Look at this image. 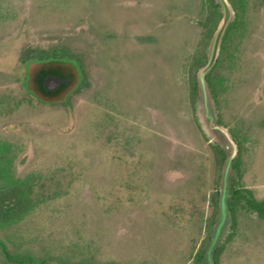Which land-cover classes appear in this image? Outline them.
Here are the masks:
<instances>
[{
	"label": "rangeland",
	"instance_id": "rangeland-1",
	"mask_svg": "<svg viewBox=\"0 0 264 264\" xmlns=\"http://www.w3.org/2000/svg\"><path fill=\"white\" fill-rule=\"evenodd\" d=\"M228 1L206 97L213 0H0V241L32 261L0 264H264V215L225 187L236 156L264 200V0ZM54 48L84 66L69 107L22 86Z\"/></svg>",
	"mask_w": 264,
	"mask_h": 264
},
{
	"label": "trees",
	"instance_id": "trees-1",
	"mask_svg": "<svg viewBox=\"0 0 264 264\" xmlns=\"http://www.w3.org/2000/svg\"><path fill=\"white\" fill-rule=\"evenodd\" d=\"M213 6L218 13V19H223L224 14L222 10V4L217 0H213ZM235 22H230L227 31L223 37V41L227 37V35L234 28ZM36 56L32 59L28 60L26 66L25 77L22 82L23 88L33 93L40 102L45 104H62L67 107L70 106V97L72 95V88L77 85L79 82L80 76L85 75L84 66L82 60L79 56L74 54L72 51L66 48H54L51 51L45 54H39V52L34 53ZM59 75L63 78H69L71 85L65 84L66 88L62 90H58L56 92H48L44 89V80L49 75ZM207 87L209 89V93L214 97L215 95V86L214 81L209 72L206 75ZM69 85V86H68ZM193 93L201 92L200 81H195L193 85ZM218 153L222 156L221 159L226 161V148L222 146L215 147ZM228 156V155H227ZM232 170L230 172L228 183H229V191H230V199L228 200V206L232 213L235 212V205L237 203H241L244 206L259 212L261 215H264V200L259 201L252 191L248 188L241 186L240 183V159L239 157H235L232 161ZM1 247L4 250V253L9 254L11 259L14 258L5 248V245L2 241H0ZM219 252V248L216 249L215 255V264H219L217 259V253ZM203 252H200L196 259L198 262H201L203 258ZM19 262L32 263V261L27 260L25 257H21L17 259ZM42 264H49L47 260H42Z\"/></svg>",
	"mask_w": 264,
	"mask_h": 264
},
{
	"label": "water",
	"instance_id": "water-1",
	"mask_svg": "<svg viewBox=\"0 0 264 264\" xmlns=\"http://www.w3.org/2000/svg\"><path fill=\"white\" fill-rule=\"evenodd\" d=\"M218 1L222 4L223 11H224V19H223L221 27L219 28V30L216 34V37H215L210 62L208 64V66L205 68V70L202 72L201 78L199 80L200 86H201V94L205 95L206 97L207 96L211 97V95L209 93V89L207 87L206 75L209 73L210 69L212 68V66L214 65V63L218 57L221 42L223 40V37H224V35L227 31V28L231 22V19H232V9H231V5H230L229 1L228 0H218ZM69 82H70L69 79H65L62 76H57V75H49L46 79V84L51 89L60 87L64 83H69ZM50 84H53V86L52 87L49 86ZM235 157H233V158H230V156L228 157V160L230 159V165H229L230 172L232 170V168H231L232 167L231 166L232 161ZM230 172H229V170L226 172L225 187H229L228 178H229Z\"/></svg>",
	"mask_w": 264,
	"mask_h": 264
},
{
	"label": "flooded vegetation",
	"instance_id": "flooded-vegetation-1",
	"mask_svg": "<svg viewBox=\"0 0 264 264\" xmlns=\"http://www.w3.org/2000/svg\"><path fill=\"white\" fill-rule=\"evenodd\" d=\"M49 75H51V74H49ZM48 75V76H49ZM47 76V77H48ZM57 76H59V75H57ZM47 77L45 78V80H44V84H43V86H44V89L46 90V91H48V92H56V91H58V90H62V89H64V88H66V85L65 84H69V83H64L63 85H61L60 87H57V88H54V89H51L50 87H48L47 86V84H46V79H47ZM65 79H69V78H65ZM23 80H24V78H23ZM23 80H22V82H23ZM70 80V79H69ZM69 85H71V83L69 84ZM68 85V86H69ZM49 86H53V84H50ZM28 92V91H27ZM28 93H30L31 95H33V93H31V92H28ZM34 96V95H33ZM34 97H36V96H34ZM37 98V97H36ZM38 99V98H37ZM39 100V99H38ZM5 256L8 258V260H11V261H15V262H19L17 259H11L10 257H9V254H7V253H5ZM48 262H49V264H51V261H49V260H47ZM38 263H41V262H38Z\"/></svg>",
	"mask_w": 264,
	"mask_h": 264
}]
</instances>
